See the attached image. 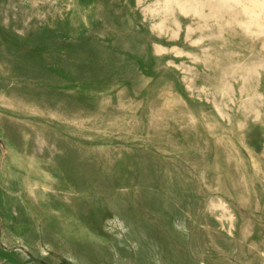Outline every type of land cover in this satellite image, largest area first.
Returning a JSON list of instances; mask_svg holds the SVG:
<instances>
[{"label": "rangeland", "instance_id": "obj_1", "mask_svg": "<svg viewBox=\"0 0 264 264\" xmlns=\"http://www.w3.org/2000/svg\"><path fill=\"white\" fill-rule=\"evenodd\" d=\"M180 2L0 0V264H264V7Z\"/></svg>", "mask_w": 264, "mask_h": 264}, {"label": "bare ground", "instance_id": "obj_2", "mask_svg": "<svg viewBox=\"0 0 264 264\" xmlns=\"http://www.w3.org/2000/svg\"><path fill=\"white\" fill-rule=\"evenodd\" d=\"M180 5L182 4V2H180V0H176ZM190 1V0H189ZM195 1V0H194ZM214 1V3H221V4H223L224 3V1L225 0H213ZM232 2H234V3H237V4H239L242 8H243V10L245 11V12H247L249 15H250V18H258L259 17V14H260V12H261V10H260V7L261 6H263L264 7V0H231ZM186 2V1H185ZM199 2V1H198ZM219 3V4H220ZM193 4L191 3V6H192ZM218 5V4H217ZM155 6V5H154ZM153 6V7H154ZM223 6V5H222ZM203 7V6H202ZM234 7V6H233ZM161 8V7H160ZM159 8V9H160ZM223 8V7H222ZM225 8H227V7H225ZM235 8V7H234ZM156 9V8H155ZM154 9V10H155ZM165 9V8H164ZM213 9V8H212ZM145 10V9H144ZM200 10V9H199ZM187 11V10H186ZM192 11V10H191ZM151 12V11H150ZM156 12V11H155ZM169 12V11H168ZM194 13H196V12H194ZM222 13V12H221ZM160 14V13H159ZM209 15H212V14H209ZM215 16V15H214ZM208 17V16H207ZM221 21V20H220ZM261 21V20H260ZM257 22V21H256ZM223 23V22H222ZM260 23V22H259ZM176 24H177V22H176ZM249 24V23H248ZM158 25V24H157ZM229 25V24H228ZM263 25V24H262ZM174 26H175V24H174ZM178 26V25H177ZM188 26V25H187ZM255 26V25H254ZM257 26V25H256ZM264 26V25H263ZM160 27V26H159ZM247 27V26H246ZM260 27V26H259ZM169 28V27H168ZM171 28V27H170ZM177 28V27H176ZM179 28V27H178ZM189 28V27H188ZM257 28V27H256ZM160 29V28H159ZM221 29V28H220ZM244 29H245V27H244ZM160 31H161V29H160ZM167 31V30H166ZM165 31V32H166ZM192 31V30H191ZM253 31V30H252ZM258 31V30H257ZM173 32V31H172ZM171 32V33H172ZM179 32V31H178ZM190 32V31H189ZM260 33H262L261 31H259ZM258 32V33H259ZM222 33H223V31H222ZM166 34V33H165ZM173 34V33H172ZM221 34V33H220ZM175 35V34H174ZM174 35H171V36H174ZM251 35V34H250ZM176 36V35H175ZM250 37V36H249ZM252 38V37H251ZM200 39V38H199ZM159 46V45H158ZM160 47V46H159ZM162 47V46H161ZM166 48V47H165ZM177 48V47H176ZM158 49V48H157ZM162 49V48H161ZM166 50V49H165ZM175 50V49H174ZM159 51V49L156 51V52H158ZM163 51V50H162ZM223 101V100H222ZM218 105V104H217ZM220 110V109H219ZM223 111V110H222ZM223 113V112H222ZM226 114V113H225Z\"/></svg>", "mask_w": 264, "mask_h": 264}]
</instances>
